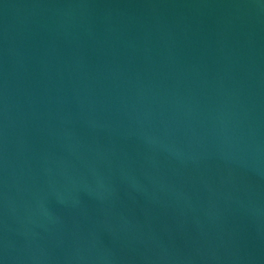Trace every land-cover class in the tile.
Here are the masks:
<instances>
[{"label":"water","instance_id":"1","mask_svg":"<svg viewBox=\"0 0 264 264\" xmlns=\"http://www.w3.org/2000/svg\"><path fill=\"white\" fill-rule=\"evenodd\" d=\"M0 264H264V0H0Z\"/></svg>","mask_w":264,"mask_h":264}]
</instances>
